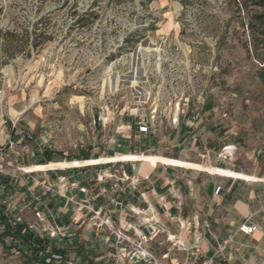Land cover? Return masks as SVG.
<instances>
[{"label": "rangeland", "instance_id": "rangeland-1", "mask_svg": "<svg viewBox=\"0 0 264 264\" xmlns=\"http://www.w3.org/2000/svg\"><path fill=\"white\" fill-rule=\"evenodd\" d=\"M143 2L0 0V209L8 219L35 221L30 198L41 202L48 186V167L28 171L40 167L38 155L54 163L173 156L162 142L145 151L141 137H172L173 120H200L209 108L264 153V84L229 0ZM34 35H42L35 50ZM120 165L91 168L118 177ZM20 187L23 209L15 207ZM85 205L81 213L95 217ZM18 246L0 241V264H31Z\"/></svg>", "mask_w": 264, "mask_h": 264}, {"label": "crops", "instance_id": "crops-1", "mask_svg": "<svg viewBox=\"0 0 264 264\" xmlns=\"http://www.w3.org/2000/svg\"><path fill=\"white\" fill-rule=\"evenodd\" d=\"M214 111L209 108L200 120L191 117L173 124L172 137L160 141L147 135L141 137L140 146L145 151L162 142L173 156L120 155L87 160L79 155L74 161L54 163L53 156L44 162L38 155L40 167L29 171L48 167L43 174L51 191L41 202L30 198L29 206L35 216H40L28 227L66 258L87 264H111L105 259L114 250L104 242L110 233L101 222L107 221L113 230L133 228L145 232L143 221L153 217L161 229L151 247L157 256L166 252L170 257L184 256L165 240L167 234H176L186 249L191 248L194 237L200 238L202 258L212 254L215 241L231 239L225 250L229 261L217 264H264V153L260 155V150L248 144L252 140L245 131L239 132L232 123L221 121ZM230 145L236 146L234 158L224 159L222 151ZM119 162V180L107 179L105 175L111 172H102L104 168H91ZM61 176L66 181L59 184L57 178ZM72 183L84 187L90 195L70 192ZM20 190L15 193L19 200L15 207L23 209L25 189ZM60 192H68L75 200L92 206L101 216L97 219L89 213H75L73 205L57 198ZM132 210H142V215L135 217ZM247 221L258 226L251 236L237 232ZM179 223H190L189 230L180 229ZM55 229L64 237L48 239L49 230Z\"/></svg>", "mask_w": 264, "mask_h": 264}, {"label": "built area", "instance_id": "built-area-1", "mask_svg": "<svg viewBox=\"0 0 264 264\" xmlns=\"http://www.w3.org/2000/svg\"><path fill=\"white\" fill-rule=\"evenodd\" d=\"M225 117V115H224ZM173 124L176 123V120L172 121ZM140 131L146 130L145 127H140ZM236 150V146L230 145L223 149L222 154L223 158H232L234 155V152ZM117 171L114 173H109L105 175L107 179H115L117 180ZM59 184L64 183L66 181V177L61 176L57 178ZM46 193L51 191V187L45 188ZM70 192L73 190H77L78 193L86 196L88 194L87 189L84 187L78 188L76 183H72L69 185ZM57 196L64 200L66 203L73 205L75 209V213H81L83 209L89 210L85 204L75 200L74 196L69 194L68 192L64 193H57ZM94 214V218H99L98 214L99 212H94L93 210H90ZM133 215H139L142 214L141 211L135 212L134 210L131 211ZM37 217L40 216L39 213L36 214ZM14 224L19 223V219L13 220ZM102 225L107 229V231L110 233V236L112 237V240L110 239V236H108L104 242L110 244L112 249L114 250L113 253L109 254L108 257H106V261L110 262L111 264H217L218 262L222 260L229 261V258L225 257V250L227 249L228 245L231 242V239H227L223 242L215 241V246L213 249V252L210 256L202 258V249L200 246V238L194 237L191 243V248L186 249L184 242L180 240V237L176 234H167L166 235V242L169 243L170 247L174 249L177 252H183L184 256L182 258H176V257H170V253L166 252L162 254L161 256H157L152 250V241L154 238L161 232V229L159 228V222L155 221L153 217L146 219L143 221V223L146 226V231H138L135 229H124V230H113L109 225L107 221L101 222ZM180 229H186L189 230L190 223L186 224H178ZM29 229L33 230L32 227H28ZM205 230L207 233V225H205ZM258 231V226L251 223V222H244L240 227L238 228L237 232L244 235V236H251L254 233ZM56 237L63 238L64 235L62 231L55 229V230H49V233L47 234L48 239H55ZM52 263L53 264H87L85 262L77 261L74 258H66L60 254H53L52 256ZM229 264V263H227Z\"/></svg>", "mask_w": 264, "mask_h": 264}, {"label": "trees", "instance_id": "trees-1", "mask_svg": "<svg viewBox=\"0 0 264 264\" xmlns=\"http://www.w3.org/2000/svg\"><path fill=\"white\" fill-rule=\"evenodd\" d=\"M150 0H145L142 5L146 6ZM229 4L234 12L238 14L242 23L240 26L245 34L246 40L242 42V48L245 51L246 57L259 64L256 70V78L260 84H264V0H229ZM83 18L80 17L76 24L82 25ZM85 26V25H83ZM8 35L13 36V33L8 32ZM34 34V30H33ZM42 35H34L31 43L32 49H37L40 43H37ZM126 44L129 40H125ZM138 43V40L131 42V46ZM51 156L45 152L44 162H49ZM0 209V241L5 239L13 244H18L19 249H24V259L31 264H52V255L64 254L55 250L48 245L47 240L40 239L36 236L33 230L29 229L24 223H15L12 219L4 216Z\"/></svg>", "mask_w": 264, "mask_h": 264}, {"label": "bare ground", "instance_id": "bare-ground-1", "mask_svg": "<svg viewBox=\"0 0 264 264\" xmlns=\"http://www.w3.org/2000/svg\"><path fill=\"white\" fill-rule=\"evenodd\" d=\"M138 50H139V49H138ZM36 168H37V167H31V169H28V171H29V170H34V169H36Z\"/></svg>", "mask_w": 264, "mask_h": 264}, {"label": "water", "instance_id": "water-1", "mask_svg": "<svg viewBox=\"0 0 264 264\" xmlns=\"http://www.w3.org/2000/svg\"><path fill=\"white\" fill-rule=\"evenodd\" d=\"M140 47H142V45ZM136 52H138V50L135 51V55H136Z\"/></svg>", "mask_w": 264, "mask_h": 264}]
</instances>
